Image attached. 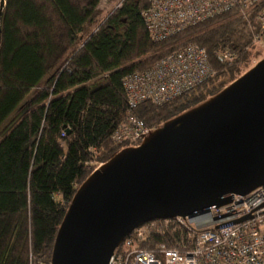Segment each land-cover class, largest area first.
Instances as JSON below:
<instances>
[{"label": "trees", "instance_id": "1", "mask_svg": "<svg viewBox=\"0 0 264 264\" xmlns=\"http://www.w3.org/2000/svg\"><path fill=\"white\" fill-rule=\"evenodd\" d=\"M107 1L7 0L0 45V264L51 263L60 225L91 165L122 150L113 134L128 111V74L190 43L207 50L214 78L172 102L146 101L135 110L156 129L220 93L258 54L249 23L233 13L155 42L142 16L148 0L117 2L99 22ZM225 47L239 58L222 61ZM186 234L157 221L144 245L176 246Z\"/></svg>", "mask_w": 264, "mask_h": 264}, {"label": "water", "instance_id": "2", "mask_svg": "<svg viewBox=\"0 0 264 264\" xmlns=\"http://www.w3.org/2000/svg\"><path fill=\"white\" fill-rule=\"evenodd\" d=\"M262 185L264 58L95 169L68 206L51 264H109L135 229L194 217Z\"/></svg>", "mask_w": 264, "mask_h": 264}, {"label": "built area", "instance_id": "3", "mask_svg": "<svg viewBox=\"0 0 264 264\" xmlns=\"http://www.w3.org/2000/svg\"><path fill=\"white\" fill-rule=\"evenodd\" d=\"M148 3L142 16L155 42L233 13L249 23L251 44L259 54L254 66L264 58V0H148ZM6 5L7 0H0V45ZM218 54L222 61L230 63L239 58V53L230 47ZM215 76L207 50L195 43L168 53L149 68L128 74L123 80L128 111L117 125L113 140L122 149L138 147L153 130L135 114L140 104L172 102ZM243 218L247 219L234 223ZM157 221L184 227L187 234L176 246L156 243L146 247L144 243L149 242L157 229ZM157 221L135 229L109 264H264V185L246 195L234 194L230 204L210 207L194 217Z\"/></svg>", "mask_w": 264, "mask_h": 264}, {"label": "rangeland", "instance_id": "4", "mask_svg": "<svg viewBox=\"0 0 264 264\" xmlns=\"http://www.w3.org/2000/svg\"><path fill=\"white\" fill-rule=\"evenodd\" d=\"M120 1H122V0H111L110 2H104L103 3V11H102V14H101V16H100V18H99V22L101 21V19H103V18H105V16L107 15V13L114 7V5H115V3H117V2H120ZM95 26V28H97V25H98V23L96 22L95 24H94ZM92 28L91 30H90V32L92 31H94V29L95 28ZM254 49V52H256L257 50H256V48H253ZM255 55V54H254ZM259 54H256L255 56H252V58H251V60L249 61V65H248V68H247V70L246 71H248L249 69H251L253 66H254V64L257 62V60H255V59H258L259 57ZM245 71V72H246ZM102 164V163H101ZM101 164H92L91 166H92V168H94V170L95 169H97Z\"/></svg>", "mask_w": 264, "mask_h": 264}]
</instances>
